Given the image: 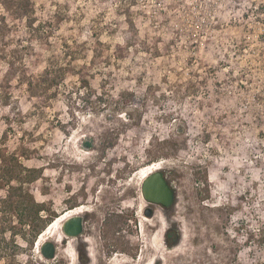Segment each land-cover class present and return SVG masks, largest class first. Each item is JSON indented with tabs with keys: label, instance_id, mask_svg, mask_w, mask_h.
<instances>
[{
	"label": "rangeland",
	"instance_id": "rangeland-1",
	"mask_svg": "<svg viewBox=\"0 0 264 264\" xmlns=\"http://www.w3.org/2000/svg\"><path fill=\"white\" fill-rule=\"evenodd\" d=\"M243 13L0 0V264H264V10ZM150 163L170 207L141 196ZM79 206L82 235L46 261L37 242Z\"/></svg>",
	"mask_w": 264,
	"mask_h": 264
},
{
	"label": "water",
	"instance_id": "water-1",
	"mask_svg": "<svg viewBox=\"0 0 264 264\" xmlns=\"http://www.w3.org/2000/svg\"><path fill=\"white\" fill-rule=\"evenodd\" d=\"M142 198L147 204L158 206L161 208L170 207L174 203L175 192L170 184L166 181L162 169L157 170L144 178L140 186ZM145 216H151L152 209L147 208L144 212ZM84 217L82 214L75 215L61 224V234L64 239H76L82 235L84 229ZM39 253L46 261H52L56 257L55 242L45 241L39 247Z\"/></svg>",
	"mask_w": 264,
	"mask_h": 264
},
{
	"label": "bare ground",
	"instance_id": "bare-ground-1",
	"mask_svg": "<svg viewBox=\"0 0 264 264\" xmlns=\"http://www.w3.org/2000/svg\"><path fill=\"white\" fill-rule=\"evenodd\" d=\"M154 164V163H153ZM151 164L149 165L148 169L143 173L144 175L142 177L146 178L148 177L150 174H152L153 172L157 171V170H160L162 169L163 167H161V163L159 164ZM147 168V167H146ZM145 168V169H146ZM144 178L141 180V183L142 181L144 180ZM157 209V208H156ZM88 210H91L89 208H86L85 206H79L77 208H75L74 210H68L67 213H64V215H61L60 217L56 218L55 221L49 225V227L46 229L45 233L40 237L39 241L37 242V245L35 247H37V251L39 252V247L41 245L42 242H45V241H48V240H53L56 244H57V241L54 240L53 237H55L57 234L60 235V243H63V241L65 240L63 235L61 234V224L67 220L68 218L72 217V216H75V215H80V214H83L84 212L88 211ZM86 214V213H85ZM156 216V215H155ZM143 221H147V218L146 217H143L142 218ZM143 223V222H142ZM143 225V224H142ZM144 229V228H143ZM145 236V235H144ZM68 240L70 242H73V240L75 239H72V238H68ZM146 241V240H145ZM155 241V239H154ZM148 242V241H147ZM152 242V241H151ZM156 242V241H155ZM67 244V243H66ZM76 256H74L75 258ZM76 260V259H74Z\"/></svg>",
	"mask_w": 264,
	"mask_h": 264
},
{
	"label": "built area",
	"instance_id": "built-area-1",
	"mask_svg": "<svg viewBox=\"0 0 264 264\" xmlns=\"http://www.w3.org/2000/svg\"><path fill=\"white\" fill-rule=\"evenodd\" d=\"M205 2L210 3L213 6H219V7H238L242 8V14H240L239 18L232 16V20H243V11L250 10L252 7L258 9L262 8L264 10V0H203ZM241 10V9H238ZM239 12V11H238ZM261 25V31L258 34V38L260 39L261 44V51L264 53V13H261V17L259 18V21H257Z\"/></svg>",
	"mask_w": 264,
	"mask_h": 264
},
{
	"label": "trees",
	"instance_id": "trees-1",
	"mask_svg": "<svg viewBox=\"0 0 264 264\" xmlns=\"http://www.w3.org/2000/svg\"><path fill=\"white\" fill-rule=\"evenodd\" d=\"M86 147H88V145H87ZM0 158H1V157H0ZM150 164H151V163H150ZM5 171H7V169H6ZM19 188L21 189L20 186H19ZM10 190H13V187L10 188ZM8 194H11V193H8ZM7 204H8L9 209L14 210L15 213H17V212L15 211V209H16V208L18 209V207H21V206L23 205V203H20L19 200H17V197H16V198H13L11 195L8 197ZM38 213H39V210H37V214H38ZM18 216L22 217V214H20V215H18ZM22 218H23V217H22ZM19 221H20V220H19ZM21 222H23V221L21 220ZM169 238H170V237L168 236V239H169ZM171 240H172V238H171ZM171 240H170V239L168 240V242H167L168 245H172L173 242H171ZM1 250H2V248L0 247V253H1ZM8 264H45V263H43V262H39V261H37V260H32V259L27 260V261L24 262V263H18V262H15L14 260L11 259V260L8 262ZM47 264H57V263H47Z\"/></svg>",
	"mask_w": 264,
	"mask_h": 264
},
{
	"label": "flooded vegetation",
	"instance_id": "flooded-vegetation-1",
	"mask_svg": "<svg viewBox=\"0 0 264 264\" xmlns=\"http://www.w3.org/2000/svg\"><path fill=\"white\" fill-rule=\"evenodd\" d=\"M59 236V239H57V241L59 240L60 241V235H58ZM165 241L166 242H168V240L170 239L171 240V238L173 237V236H175V234L171 231V229L170 228H168L166 231H165ZM168 236L170 237L169 239H168Z\"/></svg>",
	"mask_w": 264,
	"mask_h": 264
}]
</instances>
